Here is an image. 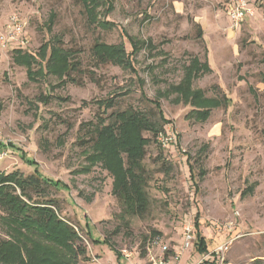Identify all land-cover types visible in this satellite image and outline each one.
<instances>
[{"label": "rangeland", "instance_id": "374dc122", "mask_svg": "<svg viewBox=\"0 0 264 264\" xmlns=\"http://www.w3.org/2000/svg\"><path fill=\"white\" fill-rule=\"evenodd\" d=\"M87 1L93 24L81 0H0V186L29 205L17 212L0 204V264L142 262L156 231L182 252L189 223L196 241L182 264H264V0H247L251 12L238 28L226 9L235 0ZM12 15L24 31L3 47ZM129 35L141 44L135 70L121 57L95 60L96 41L123 42L130 52ZM47 41L73 51L78 69L69 80L53 72L62 59L49 66ZM193 56L207 58L210 70L183 95ZM197 89L229 101L203 119L197 110L207 107L186 97ZM129 108L163 127L158 140L141 133L151 142L140 215L125 212L114 190L128 160L120 140L133 146L136 133L119 134L112 113ZM111 123L113 139L101 134ZM32 205L47 208L49 225L33 224ZM201 236L208 253L198 250ZM229 241L224 254H210Z\"/></svg>", "mask_w": 264, "mask_h": 264}, {"label": "trees", "instance_id": "16d2710c", "mask_svg": "<svg viewBox=\"0 0 264 264\" xmlns=\"http://www.w3.org/2000/svg\"><path fill=\"white\" fill-rule=\"evenodd\" d=\"M87 0H81L83 3L86 14L88 17L89 23L93 24L94 22H91V15L94 13V9L92 8V5L90 3H86ZM93 2V1H92ZM56 19V13H51L49 19H48V29L51 30L54 22ZM109 23V22H108ZM107 24V22H106ZM111 25V24H110ZM200 36H202V32L200 33ZM129 41L132 46V50L130 52H127V48L125 43H119V44H108L104 41H96L94 46L92 47V54L95 60L99 63H105V62H112L114 64H118L117 57H121L124 60V63H126L129 68L132 70L134 69V55L138 53V51L141 49L140 47V40L134 39L132 36H128ZM144 45H150V40L143 41ZM48 41L45 43L46 51L50 49V61L49 66L54 64L58 59H62L59 63L55 64L56 66L53 68V72L58 73H65L66 79L69 80L71 77V73L78 69V62L73 60L74 53L73 51H70L69 49H66L61 46H51ZM43 45V46H44ZM123 56L127 57V60L125 62V58ZM122 59L120 61V64L122 62ZM205 61L202 62L198 56H193L189 62V64L186 66V72L184 75V79L182 83L179 85L181 87L183 95H186L188 92H190V88L192 86V81L203 75V73H206L210 70V64L209 61L204 59ZM63 70V71H62ZM190 94V93H189ZM191 96V97H190ZM187 98L190 97L193 104H197L199 106L207 107L206 109H198V115L201 116L203 119L208 118L210 116L212 107H219L223 104H227L229 99L227 96L223 97H206L205 91L201 89H197L193 92L192 95L186 96ZM188 98V99H190ZM186 99V100H188ZM41 101H45L46 97L44 95L40 98ZM198 106V107H199ZM112 116L115 117L116 123L120 124V132L119 134H124L128 131H134L136 133V144L133 146L128 145L127 139L123 138L120 140L121 150H124L127 152V166L124 167V170L122 168V173L120 174V178L118 179V182L115 185V191L118 197L122 200L125 207V212H129L131 215H140L142 214L146 209L148 205V196L145 189L146 186V176L143 172V165H142V159L145 155V148L147 145H150L151 139L144 137L141 133L144 130H149L153 132L154 140H158L159 134L163 131L162 125H160L157 121H153L150 118L146 117L141 111H138L134 108H129L128 110L122 111V112H113ZM162 119L166 120L164 116H162ZM119 120V122H118ZM115 124V121L113 122ZM112 125V123L106 127H104L105 135L108 136L110 139L115 138V125ZM29 183H32L34 185L38 184L39 178H36L35 176H31L27 179ZM22 190L24 191V194H27L26 188L24 186H21ZM8 186H0V204L3 201L4 204L2 205L3 208H11L10 206H13L17 212H20L21 210L25 211L27 206L29 205H22L23 202L19 198V196L11 194L9 191ZM7 202V203H6ZM32 205V209L34 211H37L36 218L32 219L31 221L33 224L37 226L44 225V220L47 222L46 224L49 225L48 222H51V214L46 210L47 208L44 206H34ZM25 209H24V208ZM37 207V208H36ZM33 216V215H32ZM48 220V221H47ZM22 221V220H21ZM55 223L50 227L54 231L60 232L61 229L56 230V223H61V221L55 219ZM45 224V225H46ZM58 226V225H57ZM54 227V228H53ZM69 228V227H68ZM67 231V230H65ZM157 237H161L159 232H154L152 235L149 244L156 239ZM199 242L198 243V250L202 252H208L207 242L205 241L204 237H198ZM148 247V246H147ZM147 247L143 249V252L147 251ZM119 256L121 253H118Z\"/></svg>", "mask_w": 264, "mask_h": 264}, {"label": "built area", "instance_id": "2783aa9c", "mask_svg": "<svg viewBox=\"0 0 264 264\" xmlns=\"http://www.w3.org/2000/svg\"><path fill=\"white\" fill-rule=\"evenodd\" d=\"M250 12L251 9L247 0H235L230 4L228 6V14L232 22V27L238 28ZM7 25V32L1 37V44L3 47H6L8 42H19L24 31L25 23L18 15H12L9 24ZM231 224L232 223H230V225ZM230 225H226L223 228L227 229ZM218 230H220V226ZM183 234L182 252L172 250L169 245L161 239V237H157L148 245L146 259L144 261L141 262L140 260V262H131L129 264H182L183 252L192 249L195 245L196 230L194 224H186ZM232 242L233 241H229L228 243L220 245L214 249V251H211L210 254H224V252L229 249ZM126 257H130V254L126 253L125 258ZM205 257L207 256L204 255L203 259ZM222 260H224V258H222ZM199 262L201 263L202 260Z\"/></svg>", "mask_w": 264, "mask_h": 264}, {"label": "crops", "instance_id": "0c3cea01", "mask_svg": "<svg viewBox=\"0 0 264 264\" xmlns=\"http://www.w3.org/2000/svg\"><path fill=\"white\" fill-rule=\"evenodd\" d=\"M233 2H231V3H229V4H227V7H226V9H228V6L230 5V4H232ZM209 61V60H208ZM210 64V63H209ZM263 259H264V256H263Z\"/></svg>", "mask_w": 264, "mask_h": 264}]
</instances>
